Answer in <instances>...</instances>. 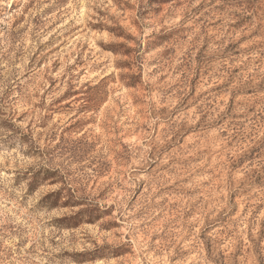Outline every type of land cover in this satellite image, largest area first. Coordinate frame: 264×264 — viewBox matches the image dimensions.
<instances>
[{
  "label": "rangeland",
  "instance_id": "rangeland-1",
  "mask_svg": "<svg viewBox=\"0 0 264 264\" xmlns=\"http://www.w3.org/2000/svg\"><path fill=\"white\" fill-rule=\"evenodd\" d=\"M0 264H264V0H0Z\"/></svg>",
  "mask_w": 264,
  "mask_h": 264
}]
</instances>
